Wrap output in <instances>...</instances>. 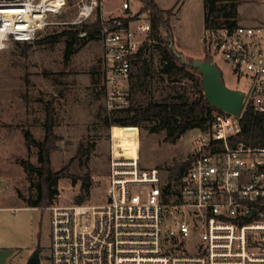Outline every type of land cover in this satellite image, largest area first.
Wrapping results in <instances>:
<instances>
[{
    "label": "built area",
    "instance_id": "obj_1",
    "mask_svg": "<svg viewBox=\"0 0 264 264\" xmlns=\"http://www.w3.org/2000/svg\"><path fill=\"white\" fill-rule=\"evenodd\" d=\"M55 1V0H52ZM0 0V51L34 43L51 26L97 19L99 0H78L72 23L55 20L51 0ZM201 38L216 65L222 59L248 80L245 106L264 115V0H204ZM21 10L8 15V11ZM102 19L104 88L110 112L131 105L136 56L151 32L148 15ZM12 17V18H11ZM218 66V65H217ZM243 112V111H242ZM241 117L215 114L188 168L177 177L141 165L137 156L111 147L106 200L97 205H59L50 212V264H264V141L239 139ZM140 139V137H139Z\"/></svg>",
    "mask_w": 264,
    "mask_h": 264
},
{
    "label": "rangeland",
    "instance_id": "obj_2",
    "mask_svg": "<svg viewBox=\"0 0 264 264\" xmlns=\"http://www.w3.org/2000/svg\"><path fill=\"white\" fill-rule=\"evenodd\" d=\"M77 1L68 3L55 21L74 22L79 13ZM123 1L129 3L131 13L146 15L140 13L144 5L138 0H101L102 19L111 12L119 16ZM156 1L163 10L173 11L170 25L173 29L175 24V40L174 35L163 31L168 46L173 42L188 60L209 58L208 48L201 40L207 11L204 0H182L176 8L178 0ZM95 21L94 18L85 23ZM72 29L77 30L71 25L51 26L34 43H11L0 51V264H26L39 243L41 264H50V212L27 206V199L38 197L40 177L37 172L29 174L23 166L27 163L40 168L39 149L28 146L25 133L29 131L35 140L45 142L49 118L57 137L56 148L50 154L51 171L56 174L65 169L58 180L59 194L54 204L76 205L87 180L92 183L90 197L83 204L97 205L106 200L112 126L107 127L99 114L112 112L106 106L101 39L80 41L68 61L65 38L38 44L48 36ZM163 46L152 53L154 63L144 83L138 85L137 77L131 79L130 107L134 111L119 116H133L151 103L172 106L198 98L194 81L174 82L162 74ZM216 63L226 85L249 91L248 80L237 78L230 64L222 59ZM138 73L135 66L133 75ZM156 125L155 120H144L138 127L114 125L113 142L131 157L137 156L140 147L142 167H158L171 176L195 153L193 138L198 130L187 132L171 144L165 140L166 130L154 131Z\"/></svg>",
    "mask_w": 264,
    "mask_h": 264
},
{
    "label": "trees",
    "instance_id": "obj_3",
    "mask_svg": "<svg viewBox=\"0 0 264 264\" xmlns=\"http://www.w3.org/2000/svg\"><path fill=\"white\" fill-rule=\"evenodd\" d=\"M138 1L144 5V8L140 13H146V15L149 16L152 29L147 41L144 43L143 47L136 56L135 66H138L139 73L132 75V78L137 77L138 85H142L144 83L146 78L149 76L154 63L152 53L157 49L160 50L164 45V57L161 69L162 74L167 75L168 78L174 82L194 81L195 86L198 88V98L190 103L183 102L172 106L167 104L151 103L148 108L136 112L133 116L128 117H121L118 114L130 113V111H134L132 106L127 109L114 111L112 114L106 113L104 115H99L107 127L114 125L138 127L144 120H155L157 125L155 126L154 131L166 130L167 136L165 140L171 144H176L177 141L189 131H204L209 128L213 116L222 112L211 107L207 103L203 90V78L199 71L192 68L190 65H184L182 61L173 54V51L170 49L163 36V31H166L173 37V29L170 25V18L173 15V11L162 10L154 0ZM181 1L182 0H178L177 4ZM72 2L73 0H67V3L69 4ZM177 4L175 8L177 7ZM100 8L101 0H99L97 19L94 23H82L79 26L80 29L78 26H73V28H77V30L72 29L55 36H48L47 38L40 40L38 44L56 43L62 38H65V59L67 61L70 60L75 53V46L80 41H95L101 39L102 21ZM188 61L191 62L192 60ZM241 125L242 134L239 137L240 140L255 144L263 143L264 115L258 113L250 103H247L243 109ZM46 128V139L43 143L35 140L29 131L25 133L28 146H34L39 149V161L41 163L40 168H35L31 164L23 163V166L29 174L37 172L40 177V183L38 184L39 194L37 199L26 200L27 206L32 208L46 209L54 205L55 199L59 194V190L56 188L58 180L65 172V169H63L56 174H52L50 154L56 148L55 143L57 141L52 119H48ZM191 158L192 157L181 164L180 167L175 168L174 171H176V173L172 174L170 179H177V177L188 168ZM91 184V180L83 182L81 194L76 198V204H83L85 200L90 197Z\"/></svg>",
    "mask_w": 264,
    "mask_h": 264
},
{
    "label": "water",
    "instance_id": "obj_4",
    "mask_svg": "<svg viewBox=\"0 0 264 264\" xmlns=\"http://www.w3.org/2000/svg\"><path fill=\"white\" fill-rule=\"evenodd\" d=\"M170 49L184 65H190L199 71L203 78L204 95L211 107L235 117L241 115L245 107L246 92L226 85L222 71L213 61L194 59L189 62L183 54L175 49L173 42ZM41 255L42 248L39 243L26 264H41Z\"/></svg>",
    "mask_w": 264,
    "mask_h": 264
},
{
    "label": "bare ground",
    "instance_id": "obj_5",
    "mask_svg": "<svg viewBox=\"0 0 264 264\" xmlns=\"http://www.w3.org/2000/svg\"><path fill=\"white\" fill-rule=\"evenodd\" d=\"M50 0H42V2H40L41 6H44L46 7V4L49 2ZM51 6L54 8V9H58L60 8L63 4H64V0H55V1H52L51 0ZM21 10L19 9H16V10H12V11H8V12H11V13H8V15H12L13 12H20ZM12 18V17H11Z\"/></svg>",
    "mask_w": 264,
    "mask_h": 264
},
{
    "label": "crops",
    "instance_id": "obj_6",
    "mask_svg": "<svg viewBox=\"0 0 264 264\" xmlns=\"http://www.w3.org/2000/svg\"><path fill=\"white\" fill-rule=\"evenodd\" d=\"M156 3H157V5H158V2L156 1V0H154ZM123 2H125V1H123ZM122 2V3H123ZM176 4H177V2H176ZM122 6V5H121ZM159 6V5H158ZM176 6V5H175ZM160 7V6H159ZM121 8V7H120ZM161 8V7H160ZM162 9V8H161ZM163 10V9H162ZM119 12H120V9H119ZM121 13V12H120ZM109 14H114V12H111V13H109ZM121 15V14H120ZM174 29H175V24L173 25V35H174V40H175V33H174Z\"/></svg>",
    "mask_w": 264,
    "mask_h": 264
}]
</instances>
